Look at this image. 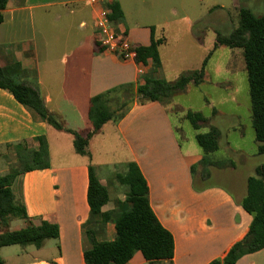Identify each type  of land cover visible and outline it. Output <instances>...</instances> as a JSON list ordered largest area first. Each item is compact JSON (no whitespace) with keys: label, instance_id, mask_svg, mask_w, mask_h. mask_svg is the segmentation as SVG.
I'll list each match as a JSON object with an SVG mask.
<instances>
[{"label":"crops","instance_id":"crops-1","mask_svg":"<svg viewBox=\"0 0 264 264\" xmlns=\"http://www.w3.org/2000/svg\"><path fill=\"white\" fill-rule=\"evenodd\" d=\"M113 3L119 11L110 20L113 32L126 37L136 48L149 46L151 39L162 41L158 47L160 67L154 77L166 82H174L181 74L194 70L177 73L169 80L162 58L165 49L176 52V47L187 44L207 53L214 48L216 34L231 33L209 23L214 9L229 19L232 12L235 20L240 9L255 17L264 14V0ZM199 23V30H195ZM98 39L89 0H8L3 10L0 66L16 82L35 89L49 113L65 128L79 133L92 129L88 108L95 96L109 93L114 102L124 101L127 94L133 97L120 120L107 122L113 137L110 161L93 163L90 150L91 142L103 134L105 123L89 140V156L78 155L82 159L55 166L51 140L73 141L72 135L42 122L0 89V158L14 164L12 146L24 142L41 154L45 165L42 170L17 177L12 186L14 196L23 204L32 224L45 221L57 225L59 230L57 239L45 241L40 248H1L3 264H85L83 254L92 248V241L109 243L115 238L116 224L128 209L127 190L117 183L116 176L126 173L132 163L147 184L152 212L174 242L171 261L151 264H209L222 259L244 237L251 223V216L240 206L246 195L247 178L243 184L235 179L231 161L227 167H202L206 162L202 150L183 152L167 108L174 96L160 102L135 101L136 89L143 84L142 77L150 71L152 61L140 64L144 74L139 75L137 64L103 51ZM219 47L222 46L216 49ZM89 166L108 193V201L98 215L87 204ZM5 170L0 169V175ZM209 176L223 177L224 185H206ZM20 221L22 227H15L16 230L26 226ZM127 264L150 263L136 253ZM236 264H264V248L241 257Z\"/></svg>","mask_w":264,"mask_h":264},{"label":"trees","instance_id":"trees-1","mask_svg":"<svg viewBox=\"0 0 264 264\" xmlns=\"http://www.w3.org/2000/svg\"><path fill=\"white\" fill-rule=\"evenodd\" d=\"M8 0H0V24L3 21V10ZM109 19L119 14L115 4L109 7ZM213 51L218 46L239 49L242 52L244 68L247 75L248 95L251 111V127L254 131L257 153H264V14L255 17L250 11L240 9L235 29L230 34L216 35ZM161 40L151 39L147 47H137V61L143 65L150 59V71L143 75V84L136 89L135 101L139 104L160 102L170 99L183 91L189 83L199 85L204 78L205 67L212 56L209 52L200 69L181 74L174 82H166L154 77L160 67L158 47ZM0 89L9 93L21 106L32 111L42 122L57 131L69 133L73 137V149L77 155L89 156L88 144L91 137L97 134L108 121L120 120L133 97L124 101L110 100L109 93L90 99L88 119L92 129L86 132H73L63 126L45 107L38 92L24 84L17 83L14 76L0 66ZM116 91V90H115ZM114 91V92H115ZM120 92V91H119ZM123 93V92H122ZM115 105L119 106L115 109ZM194 130L204 118L199 112H188L185 117ZM218 130L210 128L207 133L197 134L195 140L203 151V160L218 149ZM15 163L6 174L0 175V249L8 246H33L40 248L45 241L57 239V225L42 221L32 224L26 216L23 204L13 193L12 186L20 175L42 170L45 165L37 150L29 149L24 142L12 146ZM119 185L127 190L125 204L127 211L116 224L115 238L112 242L97 244L92 241V248L83 254L85 264H127L136 253H140L147 262L171 261L174 242L172 235L162 227L148 201V187L135 164H130L126 173L116 176ZM87 204L94 215L108 201L106 188L94 176L91 166L88 167ZM240 206L251 216V223L244 237L233 244L222 259H215L209 264H236L243 256L255 253L264 248V165L255 169L254 175L246 180V195ZM22 220L26 226L9 230L13 220ZM0 264L3 261L0 258Z\"/></svg>","mask_w":264,"mask_h":264},{"label":"rangeland","instance_id":"rangeland-1","mask_svg":"<svg viewBox=\"0 0 264 264\" xmlns=\"http://www.w3.org/2000/svg\"><path fill=\"white\" fill-rule=\"evenodd\" d=\"M214 10L215 15L209 19V23L214 24L216 29L222 27L226 33H230L236 28L238 19L235 20L232 12L229 19L216 9ZM200 26V23L197 24L195 30H199ZM176 48L178 49L176 52H171L170 49L162 52L169 80L174 79L177 73L186 70L198 71L202 60L213 51L211 49L203 53L187 44ZM205 74L199 85L188 84L183 91L174 96L172 103L167 104L171 124L182 151L188 153L201 151L195 140L197 134L207 133L210 128H216L219 134L218 149L206 156V162L202 164V167L209 164L215 167H227L229 166L228 161H231L234 163V170L231 174L240 184H243L246 178L254 175L257 167L264 165V153H257V144L251 127L247 75L241 50L223 46L215 49L205 67ZM188 112L202 114L204 121L198 123L197 130H194L185 118ZM110 128L111 124L106 123L103 127V134L90 144L93 163L112 159L110 142L113 137L110 134ZM52 132L60 135L55 131ZM60 136L71 138L68 135ZM51 143L53 165H68L75 159H82L75 153L71 139L70 141L54 139ZM11 165L5 158H0L1 171L6 168L8 172ZM198 169L196 172L199 171ZM7 172L5 170L1 175ZM216 183L224 185L223 177L216 179L209 176L205 180L206 185ZM20 223V220H13L9 229L16 230L15 227H22Z\"/></svg>","mask_w":264,"mask_h":264},{"label":"built area","instance_id":"built-area-1","mask_svg":"<svg viewBox=\"0 0 264 264\" xmlns=\"http://www.w3.org/2000/svg\"><path fill=\"white\" fill-rule=\"evenodd\" d=\"M89 3L93 7L94 27L98 33V43L102 50L122 61L134 62L138 66L137 73L144 74L141 63L137 61L136 47L126 37L113 32L110 27L109 7L114 4L113 0H89Z\"/></svg>","mask_w":264,"mask_h":264}]
</instances>
